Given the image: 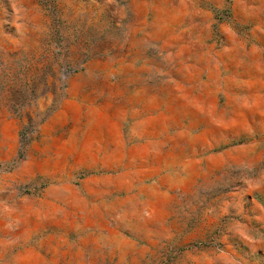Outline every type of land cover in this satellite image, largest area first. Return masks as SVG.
Here are the masks:
<instances>
[{"label": "rangeland", "instance_id": "rangeland-1", "mask_svg": "<svg viewBox=\"0 0 264 264\" xmlns=\"http://www.w3.org/2000/svg\"><path fill=\"white\" fill-rule=\"evenodd\" d=\"M0 264H264V0H0Z\"/></svg>", "mask_w": 264, "mask_h": 264}]
</instances>
